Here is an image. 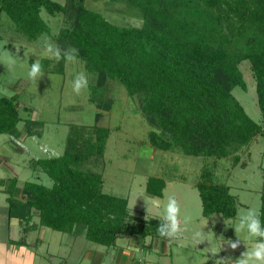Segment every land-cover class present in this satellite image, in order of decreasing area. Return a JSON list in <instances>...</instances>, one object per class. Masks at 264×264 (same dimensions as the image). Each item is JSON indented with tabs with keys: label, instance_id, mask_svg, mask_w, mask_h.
<instances>
[{
	"label": "trees",
	"instance_id": "16d2710c",
	"mask_svg": "<svg viewBox=\"0 0 264 264\" xmlns=\"http://www.w3.org/2000/svg\"><path fill=\"white\" fill-rule=\"evenodd\" d=\"M97 1V0H93ZM122 3L142 20L141 26L117 25L102 13L90 9L87 0H0V13H6L29 40L52 34L48 19L61 17L56 35L61 47H74L88 70L97 73L90 98L100 108L110 109L112 99L102 91L118 80L129 95L137 97L140 109L152 126L149 140L155 148L183 152L191 156L220 159L233 156L241 162L242 148L257 136H264V0H108ZM248 61L256 79L260 122L253 119L234 89L248 90L241 64ZM49 59L41 61L47 70ZM55 72H64V60ZM51 70V69H50ZM17 95L0 96V135L19 139L42 137L45 121L23 118ZM101 116V112H96ZM24 119V128L19 123ZM111 129L71 124L65 149L55 156L30 160L34 170L43 171L49 185L8 179L9 218L38 224L106 246L119 236L140 235L162 238L156 229L160 218L133 215L129 198L106 193L103 167ZM99 164L100 170L90 167ZM243 166H246L242 162ZM95 166V167H96ZM0 179V185H6ZM165 179L150 176L146 192L163 196ZM197 187L203 202V215L220 213L227 219L237 216L239 198L231 186L214 180L206 162ZM259 215L264 224V191ZM23 236L14 241L25 244ZM13 241V240H12Z\"/></svg>",
	"mask_w": 264,
	"mask_h": 264
},
{
	"label": "rangeland",
	"instance_id": "374dc122",
	"mask_svg": "<svg viewBox=\"0 0 264 264\" xmlns=\"http://www.w3.org/2000/svg\"><path fill=\"white\" fill-rule=\"evenodd\" d=\"M57 1L64 3L66 0ZM86 4L90 9L102 13L108 20L117 25L141 26L142 24L140 18L131 14L129 9L121 6L122 3H112L108 0H87ZM42 15L48 19L52 34L42 35L37 40H29L23 33L15 29L6 13H0V96L17 95L20 104L19 110L23 118L45 121L42 137H28L23 134L19 139H15L7 134L0 135L1 173L3 175L9 174L5 157L7 160L13 157V160L19 162L22 183L26 179L49 185L52 182L51 179L39 169L32 170L29 161L34 158L55 156L62 153L65 149L71 124L88 126L100 124L111 129L103 167V189L106 193L128 197L131 213L145 218H159L163 214V206L166 203L165 196L174 195L181 206V225L186 226L188 230L193 228L195 231H202L204 238H206L202 241L203 243H206L207 239L212 236L210 238L211 247H216V252L220 248V238L229 237V241L238 239L234 227L227 226L225 223L226 220L229 225L234 224L236 218L227 219L220 213L208 217L203 215V202L197 182L201 178L205 163L208 162L209 167L213 170L214 180L230 185L231 192L238 196L239 211L243 213L251 207L259 214L261 192L264 191V136H257L249 145L238 152L241 154V162L237 166L233 165L234 154L220 159L209 158L205 161L203 157L187 155L176 150L165 151L155 148L149 140V132L152 126L140 109L139 99L129 95L126 87L118 80H111L106 89L102 91L103 99H112L110 109L100 108L96 103H93L90 100L92 86L97 83L98 76L97 73L88 70L85 61L81 58L77 57L75 62H65L63 73L55 72L53 68H57L58 63L54 59H49V68L42 70L43 75L41 77L38 76L36 80L28 79L27 72L31 64L37 59H40L41 63L46 58L41 48L42 40L48 37L54 44L60 46L54 35L61 28L62 18L50 16L47 11H43ZM17 46H19V51H17ZM60 48L66 49L68 47L60 46ZM26 50L29 53L27 56H25ZM10 56L15 58V63L8 64ZM241 68L248 83V90L238 86L233 92L248 114L260 122L262 112L258 103L256 79L251 73L248 61L243 62ZM80 71L86 73L88 87L77 95L72 90L71 82L74 74ZM98 111L101 112V116H97L96 112ZM23 126L24 119L19 123L20 128H24ZM242 162L246 166H243ZM95 166L96 164L90 165L97 170L101 169L99 164ZM29 173L30 177L27 176ZM150 176L161 177L166 180L167 186L163 196H152L146 192L147 180ZM5 194L0 193V206L5 204ZM151 200L159 201L160 207L155 208L149 205L150 211L147 213V202ZM1 218L5 220L0 207V234H4L7 223L1 221ZM183 218H187V223L184 222ZM41 230L42 232H40ZM187 234V236H193L194 233L187 232ZM17 235L19 236V232ZM38 235L47 240L39 248L45 254H47L49 245H51L52 250V248H58L57 245H64V241H66L65 249L70 251L74 250L72 245L78 241L75 235L71 233L57 231L46 226L39 227L30 236L36 239ZM241 238L247 241L249 248L256 239H248L246 232L241 233ZM61 239L63 243L60 244ZM78 239L84 240L95 251L98 246H100L99 248L103 246L88 240L85 236H79ZM227 245L228 253L233 254L232 257L239 258L243 252L247 251V245L244 241L236 249H232L229 243ZM12 248L8 250V254L11 255L10 263H18L14 259L13 253L24 252L28 246L23 244ZM65 249L62 247L63 251ZM79 251L76 254L73 252L67 262L57 255L53 256V262H42V259L39 264H80L79 262L85 256ZM198 251L202 252L203 249L199 247L194 252ZM194 252L193 254H196ZM110 255L109 253L104 256L109 258ZM101 258V256L96 255L95 258L84 259L82 263L98 264Z\"/></svg>",
	"mask_w": 264,
	"mask_h": 264
},
{
	"label": "crops",
	"instance_id": "0c3cea01",
	"mask_svg": "<svg viewBox=\"0 0 264 264\" xmlns=\"http://www.w3.org/2000/svg\"><path fill=\"white\" fill-rule=\"evenodd\" d=\"M5 159V164L8 167L9 174L3 175L0 170V179H4L6 181V185H0V193L2 192L4 194L5 192L3 189L7 186L8 179L11 177L18 178V189L23 186L22 180L20 178L21 171L19 162L13 160V157L8 158V160L5 157ZM27 176L30 177V173ZM25 181L29 180L25 179ZM6 197L7 194H5L4 198L5 204L0 206L1 213L3 214V217H5V220L1 218V221L3 220L7 223L6 231L4 234H0V264H39V261L42 259V262L47 261L51 263L53 262L52 259L57 255H59L57 257H62L67 262L70 260L69 257L71 254L73 252L76 254L78 250H80L79 253H84L83 256H85L79 262L80 264H83L82 261L84 259L95 258L96 255L102 257L98 264H216L217 260H223L221 264H235V260L238 259L236 257H232L233 254L228 253L227 244L230 240L229 237L219 239L220 248L219 251L216 252L217 248L211 247L212 242L210 238L212 236L207 239L206 243L200 242L198 244L197 241L193 239V236H187V232L194 233L195 230L193 228L188 230L184 225H181V232L174 239H160L153 238L151 236L143 237L137 234L122 235L118 237L116 244L112 246H106L92 241L96 244L103 245L101 248L98 246L96 248L97 250L95 251L94 248L86 244L84 240H79V236H75L78 241H75L72 245L74 246V250L72 249L69 251V249H65L67 245L66 241H64V245H57L58 248L55 247L52 248V250L51 245L48 243L49 248L47 250V254H45L43 250L40 251L39 249L40 246L47 241L45 238H43L44 233L43 237L38 235L36 239H33V237L30 236L33 231L37 230L39 227H42L38 224V216H36L29 224L21 223L16 217L9 218ZM32 225H34L32 229H29L25 233L26 243L24 245L26 247L28 246L27 250L25 249L24 252H14V259L18 261V263H10L9 258L11 255L8 254V250L13 249L12 247L23 245L14 241L19 240L23 236L24 227ZM18 232L19 236L17 235ZM40 232H42V230ZM59 242L60 244L63 243L62 239ZM62 247H64V251L62 250ZM199 247H201L203 251L194 252L195 250H198ZM193 252L196 254H193ZM213 252L216 253L213 254ZM109 253L111 254L109 258L104 256L108 255Z\"/></svg>",
	"mask_w": 264,
	"mask_h": 264
},
{
	"label": "clouds",
	"instance_id": "9594fccd",
	"mask_svg": "<svg viewBox=\"0 0 264 264\" xmlns=\"http://www.w3.org/2000/svg\"><path fill=\"white\" fill-rule=\"evenodd\" d=\"M41 48L46 58L54 59L57 62L60 60H64L66 63L75 62L78 56V50L76 48L68 47L66 49H61L58 44H54L48 37H45L42 40ZM17 51H19V46H17ZM28 54L29 53L26 50L25 56ZM12 63H15V58L10 56L8 64ZM42 75V65L40 59H37L31 64L30 69L27 72V78L30 80H36L38 76L41 77ZM71 84L73 92L79 95L83 89L88 87V77L86 73L83 71L75 73ZM165 199L166 203L163 206V214L159 216L160 224L156 231L162 238L174 239L181 232V206L174 195H166ZM147 205L148 213L150 211V206L159 208L160 202L157 200H151L150 202H147ZM183 219L184 222L187 223V218ZM225 223L227 226L234 227L236 236L238 237L235 241H228L230 247L232 249L238 248L241 240L247 245V251L243 252L241 256L235 260V264H264V224H262L258 212L251 207L243 213L238 209L236 222L229 225L225 220ZM244 232L247 233L248 239L256 238L252 243L251 248L248 247L247 241L241 238V233ZM193 239L199 244L206 238H204L202 231L198 230L194 232ZM215 253L216 252H213V254ZM222 261L223 260H217L216 264H221Z\"/></svg>",
	"mask_w": 264,
	"mask_h": 264
}]
</instances>
